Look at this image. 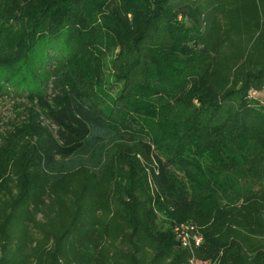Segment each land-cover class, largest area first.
I'll return each instance as SVG.
<instances>
[{
    "label": "trees",
    "instance_id": "16d2710c",
    "mask_svg": "<svg viewBox=\"0 0 264 264\" xmlns=\"http://www.w3.org/2000/svg\"><path fill=\"white\" fill-rule=\"evenodd\" d=\"M23 11L0 78L10 95L31 90L48 123L33 116L29 143L0 152V264H264V99L248 93L264 85V0H42ZM115 46L110 73L127 81L105 99ZM161 79L167 92L151 97ZM192 155L209 168L195 162L199 191L184 189ZM229 171L253 187L219 193L214 178ZM153 207L196 224L199 245L161 229Z\"/></svg>",
    "mask_w": 264,
    "mask_h": 264
},
{
    "label": "rangeland",
    "instance_id": "374dc122",
    "mask_svg": "<svg viewBox=\"0 0 264 264\" xmlns=\"http://www.w3.org/2000/svg\"><path fill=\"white\" fill-rule=\"evenodd\" d=\"M39 1L40 3L42 2V0H0V26L1 24L4 25V43L0 45V70L3 68H5V70H9V68L6 66L10 65L13 62V60L16 58L17 48L22 45L23 39L18 36H22V28L24 29V24L26 23H23L20 20V16L25 13L23 9H25L29 5L37 4ZM156 1L159 2L161 0ZM171 5L172 4H169L170 7ZM32 16L36 17L35 15ZM128 17H130V15H128ZM180 19L181 18H179L178 20ZM98 21L102 22V19H98ZM14 22L15 25L11 27ZM18 22L21 23L17 25ZM1 29L2 28H0V31ZM26 30H28V28ZM118 53L119 47H113L110 50V54L107 56L108 58L105 59L104 63L102 64V71L105 76L102 83V89H104V92L106 93L105 95H103L105 99L120 91L121 87L124 85V82L127 81L123 79L117 80L110 73L112 71L110 66L112 65L111 59H114ZM7 84H9L8 81L0 78V152L1 154L4 153L6 154V156H10L13 153L14 148L15 150H20L29 143L31 138L30 122L33 116H39L43 124H47L48 120L45 118L42 107L39 106V101L35 99L33 93H31V90L28 91V95L14 96L12 94L10 95L4 90L5 86H9ZM168 87L169 85L164 83V79H161V82L158 86L159 93L151 97L160 98L162 94L167 92ZM18 93L21 94V92ZM248 93L249 95L257 99H264V85L260 86L259 88L255 87ZM100 101L103 100L101 99ZM104 105L107 106L106 103H104ZM122 158L131 160L128 162L129 165H132L133 162H135L133 161L134 159L129 155H123ZM199 159L202 158L195 155L190 156V161H188V163L191 167V171L195 173V175H190V177L187 176V180L188 182L190 181L191 185L185 186L184 189L190 190L192 189L191 186H194L197 188L196 190L199 191L201 182H206V179H204L202 175L197 174V170L199 167H197L196 163L200 164L199 166H201L202 170H207L209 168L207 167L204 160ZM116 165L120 166V163L116 161ZM181 179L184 181L186 178L183 176V178ZM195 179L197 180L195 181ZM214 180L219 183V187H217L218 192L222 193V191H228L230 197L239 196L244 189L246 190L248 187H253V185L248 180L239 178L230 171L225 173L224 176H216ZM256 187L257 186H255V188ZM116 192H118V194H122L121 190H117ZM113 202H115V199H113ZM156 210L157 209L153 207V212H156V221L158 225L162 227L161 229L168 228V226L173 228L175 226V223H172L170 217H168L167 214Z\"/></svg>",
    "mask_w": 264,
    "mask_h": 264
},
{
    "label": "built area",
    "instance_id": "2783aa9c",
    "mask_svg": "<svg viewBox=\"0 0 264 264\" xmlns=\"http://www.w3.org/2000/svg\"><path fill=\"white\" fill-rule=\"evenodd\" d=\"M180 243L185 248H192V245H199L201 242V235L198 232V227L192 222H184L174 227ZM192 262V260H191Z\"/></svg>",
    "mask_w": 264,
    "mask_h": 264
}]
</instances>
